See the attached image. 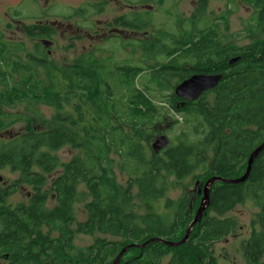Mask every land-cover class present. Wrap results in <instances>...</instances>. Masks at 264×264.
<instances>
[{"label": "trees", "instance_id": "obj_1", "mask_svg": "<svg viewBox=\"0 0 264 264\" xmlns=\"http://www.w3.org/2000/svg\"><path fill=\"white\" fill-rule=\"evenodd\" d=\"M97 1L87 0L73 16L60 18L89 16ZM210 1L217 0H195L199 21ZM238 2L252 10L250 22L260 39L237 46L225 35L227 15L215 17L212 22L224 23V45L215 39L216 22L203 29L196 24L174 37L170 48L154 42L152 48L169 62L154 59L153 52L142 54L152 61L147 66L113 62L97 49L73 64L46 62L40 40L52 37L54 28L40 22L21 26L35 41L27 63L26 47L7 39L2 30L11 25L0 23V169L17 174L0 184V264H112L135 244L119 264H161L165 258V264H217L214 245L238 233L239 223L228 214L246 201L257 211L242 243L243 259L264 264V150L245 181L211 186L209 204L186 242L139 247L150 238L178 242L185 236L202 195L196 189L172 199L166 196L170 189L185 191L189 179L203 185L212 176L239 178L249 154L264 142V0ZM138 14L132 12L129 29H142ZM12 17L22 16L15 10ZM192 72L221 80L184 102L170 92L171 85ZM165 88L168 96H150ZM162 102L181 113L183 122L171 120L169 129L174 124L179 131L171 139L162 134L168 146L154 153L152 126L161 122L158 117L168 118ZM43 107L51 110L49 118L40 113ZM64 147L77 150L67 162L56 155ZM25 189V202L10 203V196ZM76 205L84 221H76ZM77 235L93 241L76 247Z\"/></svg>", "mask_w": 264, "mask_h": 264}, {"label": "rangeland", "instance_id": "obj_2", "mask_svg": "<svg viewBox=\"0 0 264 264\" xmlns=\"http://www.w3.org/2000/svg\"><path fill=\"white\" fill-rule=\"evenodd\" d=\"M86 2L87 0H0V23L11 25L10 29L2 31L6 34L7 39L10 41L13 40L12 42L18 44H23L24 46L27 44V49H29L28 52H32V45L34 47L35 41L31 42L28 39H25L23 34L17 31L20 27L16 28V26L18 24H32L35 22L51 26L54 28V35L51 40L52 45L48 48H45L44 45H42L43 49L48 50L47 53L49 60L59 66L73 64V62L78 60V58L82 55L94 50L95 48L99 49L98 54H100L102 58L110 57L112 61L116 63L131 62L135 64L136 62L140 64V62H144V64H140V66H147L152 63V61H146L144 57H142V53L139 49L132 51V47H124L122 39L118 41L108 38L103 40L104 43H101V39L94 40L92 42L88 39H83L80 43L75 40V33H71L62 27L51 25L52 22L58 21L63 24L71 25L73 31L78 27H82L81 23L84 19L73 17L69 20H61L60 16H73L74 10ZM106 3L108 5L105 7V10L99 18L101 21L107 20L108 22H111L114 19H120L122 15L131 16L132 12L135 11L139 13L138 15H147L144 12H150V15L155 16V18L152 19L154 21V27L152 26L148 28L149 34L147 36H155L158 39L163 38L164 40L162 44L167 48L172 46L171 41L174 37L184 35V30L190 31V27L193 28L192 26H195L196 24H198V29H203L205 27L207 28L212 23L215 24L216 22L218 26H222L224 28L223 21L217 20L212 22V19L215 17H226V15L228 17L229 31H226L225 35L235 45L243 46L248 44L251 39H260L259 33L250 22L252 10L241 5L238 0L210 1L201 21H199L198 17L193 14L195 10L198 11L196 6L194 8L195 0H107ZM126 5L130 7H126ZM15 10H18L22 17L18 19L13 18L12 14ZM90 13L92 15L94 10L90 9L89 14ZM192 21H195L194 25L191 23ZM87 27L88 25H86L85 29L88 30L89 27ZM91 27H94L93 22ZM127 32L129 34L128 42L132 46L136 47V42L143 39L142 34L129 31ZM170 36L171 40L168 44L166 38ZM158 39L156 41H158ZM40 42L42 43V39ZM159 60H164L165 63L169 62V59H167L164 54L159 56ZM175 83L176 81L173 80L171 87H173ZM169 90V88H165V90L160 92V94L156 91H151L152 93L150 92V96L154 98H163L170 94L171 90L168 92ZM164 112H166V110H164ZM40 113L45 118H49L51 110L43 107L40 109ZM18 129H20V127L17 126L14 128V131ZM178 131L179 127L173 124L170 129H167L164 132V134L168 139H171ZM76 154L77 150L70 147H64L56 152V155L63 162L69 161ZM54 174L55 173H52V175ZM0 178V184L5 185L16 179L17 174L12 173L8 168H3L0 169ZM48 178H50V176ZM119 180L122 181L120 176ZM2 181L5 182L3 183ZM197 181L199 182L198 179L187 180L184 184L189 185L185 191L173 188L166 193V196L172 199H178L182 197L183 194L193 192L196 190L197 186H195V182ZM81 189L82 188H79V190ZM28 192L29 190L25 189V191H19L17 194L10 196V203L25 202ZM163 201V199L159 201L161 208ZM256 211L257 209L255 205L251 201H246L245 204L238 205L228 214L230 217L235 218L239 223L238 233L235 236H230L227 240L214 245V256L217 258V264H245L243 259L242 243L249 237L248 224L251 219H254ZM75 217L76 221H84L85 219V215L80 205H76L75 207ZM92 241V237L77 235L75 236L74 243L76 247H85L90 245ZM167 259H163L161 264H165Z\"/></svg>", "mask_w": 264, "mask_h": 264}, {"label": "water", "instance_id": "obj_3", "mask_svg": "<svg viewBox=\"0 0 264 264\" xmlns=\"http://www.w3.org/2000/svg\"><path fill=\"white\" fill-rule=\"evenodd\" d=\"M51 25L62 27L67 31H72L71 25H64L58 21L52 22ZM42 43H43L45 48H48L51 45V41H49L47 39H42ZM236 61H237V58H233V59L229 60V64L236 62ZM220 80H221V75H210V74L209 75L208 74L193 75V76L189 77L188 79H184L183 81H181L178 85H176L174 87L173 91L177 96L191 101V100L196 99L203 92L213 89L219 83ZM169 123H170L169 119H165L164 124L157 122L156 124H154L152 126V131L157 132V131H160L162 129H166L169 126ZM167 145H168L167 138L164 135H158L153 139V141L150 144V147L154 153H158L160 150L164 149ZM263 149H264V142L262 144H260V146L258 148L253 150V152L251 153V155L248 158V162H247V166H246L244 174L235 180L227 179V178H221L218 176H212L211 178H209L205 182L204 185H199L198 181L195 182V186H198L197 187V194L202 195V198L200 201V205L195 212L194 218L191 221V223L189 224V226L185 232L184 238H182L178 242H171V241H167V240H162L160 238H150L149 240H147L143 244H140L139 247L143 248L147 244L152 243V242H161V243H163L167 246H170V247H178L181 244H183L187 240L189 233H190L191 229L193 228V226L195 224H198L201 221V218L203 216L205 208L207 207V205L209 203V192H210L211 186L216 182H221L224 184H234V183H240V182L245 181L249 172H250L253 160L258 156V154ZM0 180H1V178H0ZM136 245H138V244L133 245V247H135ZM130 247H132V246H127V247L123 248L118 253L117 257L115 258V260L113 261L112 264H119L120 257Z\"/></svg>", "mask_w": 264, "mask_h": 264}, {"label": "flooded vegetation", "instance_id": "obj_4", "mask_svg": "<svg viewBox=\"0 0 264 264\" xmlns=\"http://www.w3.org/2000/svg\"><path fill=\"white\" fill-rule=\"evenodd\" d=\"M101 2H102V0L94 2L95 3V5H94L95 8L93 9L94 13L92 15L85 16L84 18H82V19H84L83 22L81 23L82 27H78L74 31H70L71 33H75V37H74L75 40H77L78 42L81 43L83 39H88L91 42L94 41V40H100L101 39L100 40L101 43H104L103 40L104 39H108V38H111V39H114V40H118V41L120 39H122V44H123L124 47H127V48L132 47V51H136L137 49H139L142 54H147V55H150V53H152V52L156 53L157 56H158V60H159V56H162V52L163 51L162 50H156V49L152 48V44H154V42H156V40L158 38L155 37V36H153V37H148L147 36L149 34L148 28H150L152 26L154 27V24H153L154 21L152 19L155 18V16H153V15H150V16L139 15V16H137L138 21L141 22V23L138 22L139 23L138 26H142V29L140 31L131 30V29L128 28V22L130 21V15L129 16L122 15V17L120 19H116V20L114 19L111 22H108L107 20L106 21L99 20V18L101 17L100 15L103 13V11L105 10V7L108 5L107 3L105 5H101L100 4ZM195 6H196V3L194 4V8H195ZM126 7H130V6L126 5ZM92 22L94 23V27H91ZM142 24H144V25H142ZM145 24H147V25H145ZM22 25L23 24H21V25L18 24L16 26V28L20 27V29L17 30L18 32L22 33V30H21V26ZM86 25H88V27H89L88 30L85 29ZM190 30H192L191 27H190ZM120 31H121V33H120ZM127 31L142 34L143 39H141L138 42H136V44H137L136 47L132 46L128 42L129 34H128ZM24 38L29 40V38H27L25 36H24ZM52 38H53V36L50 37V38H45V39L51 41ZM216 38L219 40L220 45L221 44L224 45V33H223V27L222 26H219V32L215 36V39ZM163 40H164L163 38H159L158 39V43L162 44ZM166 40H167V42L169 44L170 40H171V36L167 37ZM11 41H13V40H11ZM31 42H32V40H31ZM51 45H52V41H51ZM25 47H26V52H27V59H26V56H25L26 53L24 55H22V57H24V60L27 63H29V52H28L29 49H27V44L25 45ZM95 49H97V48H95ZM97 50H99V49H97ZM46 52H48L47 49H46ZM31 59H32V57H31ZM192 60H193V58L190 59L191 63H193ZM46 62H50V63L54 64L51 60H49V56H48ZM193 73H195V72H192L191 74H193ZM175 86L176 85H173V88H172L171 92H173ZM210 95H211V93L206 95L205 97H209ZM158 98H161V97H158ZM162 119H163V122H160L161 124H163L165 122V119H167V118H162ZM162 134H164V131L154 132L153 139L156 136L162 135ZM28 195H29V193H27V196Z\"/></svg>", "mask_w": 264, "mask_h": 264}, {"label": "clouds", "instance_id": "obj_5", "mask_svg": "<svg viewBox=\"0 0 264 264\" xmlns=\"http://www.w3.org/2000/svg\"><path fill=\"white\" fill-rule=\"evenodd\" d=\"M161 108L166 109V112L164 114V117H168L171 120H176L178 122H183V115L176 111L173 107L167 104V102L161 103ZM157 121L163 122V119L157 118Z\"/></svg>", "mask_w": 264, "mask_h": 264}, {"label": "bare ground", "instance_id": "obj_6", "mask_svg": "<svg viewBox=\"0 0 264 264\" xmlns=\"http://www.w3.org/2000/svg\"><path fill=\"white\" fill-rule=\"evenodd\" d=\"M135 12H136V11H135ZM136 13H137V12H136ZM135 17H136V16H135ZM42 44H43V43H42ZM193 75H203V74H192L191 76H193ZM191 76H190V77H191ZM188 78H189V77H188ZM188 78H187V79H188ZM178 84H179V83H178ZM178 84H177V85H178ZM208 91H209V90H208ZM175 95H176V94H175ZM176 96H177V95H176ZM178 97H179V96H178ZM179 98L183 99L182 101H184V102H191V101H192V100L189 101V100H187V99H185V98H182V97H179ZM181 99H180V100H181ZM180 108H181V107H177V110L180 109ZM39 120H40V119H39ZM169 120H170V119H169ZM44 121H45V120H44ZM45 123H46V122H45ZM171 123H172V122H171V120H170L169 126H168L166 129H162L161 131H164V132H165L167 129H169ZM163 124H164V123H163ZM167 146H168V145H167ZM258 147H259V145H258ZM258 147H257V148H258ZM105 172H106V171H105ZM235 179H237V178H234V179H232V180H235ZM189 180H190V179H189ZM186 181H187V180H186ZM234 184H236V183H234ZM199 185H202V184H199ZM181 186H182V185H181ZM197 187H198V186H197ZM197 187H196V189H197ZM209 193H210V192H209ZM183 195H184V194H183ZM208 204H209V203H208ZM190 234H191V233H190ZM188 237H189V236H188ZM183 238H184V237H183ZM187 240H188V238H187ZM187 240H186V241H187ZM186 241H185V242H186Z\"/></svg>", "mask_w": 264, "mask_h": 264}]
</instances>
